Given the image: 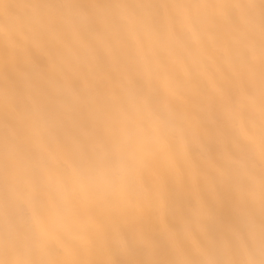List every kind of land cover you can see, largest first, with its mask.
<instances>
[{"label": "snow or ice", "instance_id": "snow-or-ice-1", "mask_svg": "<svg viewBox=\"0 0 264 264\" xmlns=\"http://www.w3.org/2000/svg\"><path fill=\"white\" fill-rule=\"evenodd\" d=\"M0 264H264V0H0Z\"/></svg>", "mask_w": 264, "mask_h": 264}]
</instances>
